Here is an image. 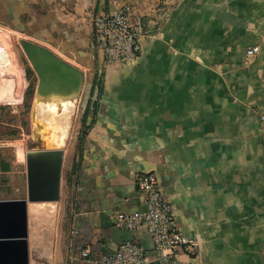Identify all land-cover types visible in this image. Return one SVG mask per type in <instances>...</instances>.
<instances>
[{
  "label": "crops",
  "instance_id": "1",
  "mask_svg": "<svg viewBox=\"0 0 264 264\" xmlns=\"http://www.w3.org/2000/svg\"><path fill=\"white\" fill-rule=\"evenodd\" d=\"M122 5L140 22L141 53L105 69L92 20ZM0 23L75 66L70 90L86 83L96 102L49 264H87L69 260L73 230L82 248L134 240L163 264L145 229L113 224L118 212L144 209L135 184L144 172L156 174L177 230L196 243L171 264H264V0H0Z\"/></svg>",
  "mask_w": 264,
  "mask_h": 264
},
{
  "label": "rangeland",
  "instance_id": "2",
  "mask_svg": "<svg viewBox=\"0 0 264 264\" xmlns=\"http://www.w3.org/2000/svg\"><path fill=\"white\" fill-rule=\"evenodd\" d=\"M1 25V23H0ZM11 30V29H10ZM13 31V30H12ZM14 32V31H13ZM11 45L13 53L6 61H0V162L9 164L7 171H0V200L23 199L26 197L25 152L30 149H63L65 152L62 169V196L57 203H44L40 206L38 216L29 217V253L30 264H49L52 251L62 243V237L68 228V204L73 196V175L80 141L88 131L93 116V104H88V86L80 87L74 97L72 109L69 110L67 131L63 135L62 146H48L42 140H36L41 131L46 130L44 120L48 117L45 105L34 106L37 84L40 81L54 79L56 73L65 74L66 86L70 83V74L77 69L65 62L62 56L53 53L46 46L36 45L37 53L31 57L25 52L24 42L12 33ZM70 68H69V67ZM33 71L34 92L30 99H24L29 85L25 76V68ZM71 84V85H70ZM70 87V88H71ZM74 167L69 169L71 159ZM45 209V210H44ZM45 211V213H44ZM42 212V213H41ZM46 214V215H45ZM36 219V220H35ZM34 221V222H31Z\"/></svg>",
  "mask_w": 264,
  "mask_h": 264
},
{
  "label": "built area",
  "instance_id": "3",
  "mask_svg": "<svg viewBox=\"0 0 264 264\" xmlns=\"http://www.w3.org/2000/svg\"><path fill=\"white\" fill-rule=\"evenodd\" d=\"M133 8L122 5L113 11L93 17L92 41L103 55V68L127 66L132 64L141 53V25L132 23ZM258 48L247 49L246 57L257 53ZM261 133L264 137V112L259 114ZM136 192L142 199L144 209L135 212H118L113 217V224L118 229L136 231L145 229L153 252L163 258V264H171L178 253L194 254L196 243L177 230L170 202L165 198L158 177L155 173L144 172L135 177ZM73 230V237L78 236ZM70 244L77 253L71 256L87 264H153L146 248L134 240H124L110 252L82 248L77 240ZM264 254V244L262 247ZM166 253H168L166 255Z\"/></svg>",
  "mask_w": 264,
  "mask_h": 264
},
{
  "label": "water",
  "instance_id": "4",
  "mask_svg": "<svg viewBox=\"0 0 264 264\" xmlns=\"http://www.w3.org/2000/svg\"><path fill=\"white\" fill-rule=\"evenodd\" d=\"M24 48L31 57L37 53L26 43H24ZM54 69L55 74L64 79L65 74ZM68 74L75 76L76 71ZM73 84L78 86V79H73ZM63 162V149H30L26 151L24 162L26 197L0 200V264H30L29 204L60 201Z\"/></svg>",
  "mask_w": 264,
  "mask_h": 264
},
{
  "label": "bare ground",
  "instance_id": "5",
  "mask_svg": "<svg viewBox=\"0 0 264 264\" xmlns=\"http://www.w3.org/2000/svg\"><path fill=\"white\" fill-rule=\"evenodd\" d=\"M12 33L15 32L0 26V61L2 62L10 58L13 53L11 45ZM64 80L65 78L63 79L60 75L55 74L53 80L40 81L36 87L34 106L43 103L45 110L48 112V117L44 120L47 126L46 130L41 131L36 137V140H42L44 144H47L44 148L62 146L64 139L61 134L67 131L66 119H68L69 110L72 109L74 97L79 91L78 87L70 90V86H66ZM42 204H29V217L35 218L38 216ZM31 222L34 221L31 220Z\"/></svg>",
  "mask_w": 264,
  "mask_h": 264
},
{
  "label": "trees",
  "instance_id": "6",
  "mask_svg": "<svg viewBox=\"0 0 264 264\" xmlns=\"http://www.w3.org/2000/svg\"><path fill=\"white\" fill-rule=\"evenodd\" d=\"M33 71L31 70L30 67H26L25 68V76H26V79L27 81L29 82V85L26 89V92L24 93V99H30L32 96H33V92H34V79H33ZM100 89L98 90V94L100 93ZM91 103V101L88 102V104ZM93 116H92V121L90 123V125L92 124L93 122V118H94V114H95V110H96V102L93 103ZM90 127V126H88ZM89 130V129H88ZM87 134V131L84 133V138H82V140L80 141V148H79V154H78V159H77V162H76V169L78 170L79 169V162L81 160V157H82V149H83V144H84V139H85V136ZM74 167V166H73ZM9 169V164L4 162V161H1L0 162V171L1 172H4V171H7ZM76 170V171H77Z\"/></svg>",
  "mask_w": 264,
  "mask_h": 264
}]
</instances>
